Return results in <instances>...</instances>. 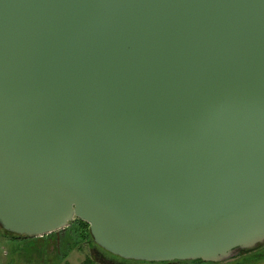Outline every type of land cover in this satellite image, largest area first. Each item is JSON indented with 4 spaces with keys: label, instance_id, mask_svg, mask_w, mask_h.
Wrapping results in <instances>:
<instances>
[{
    "label": "water",
    "instance_id": "obj_1",
    "mask_svg": "<svg viewBox=\"0 0 264 264\" xmlns=\"http://www.w3.org/2000/svg\"><path fill=\"white\" fill-rule=\"evenodd\" d=\"M76 218L125 260L264 246V0H0V225Z\"/></svg>",
    "mask_w": 264,
    "mask_h": 264
},
{
    "label": "rangeland",
    "instance_id": "obj_2",
    "mask_svg": "<svg viewBox=\"0 0 264 264\" xmlns=\"http://www.w3.org/2000/svg\"><path fill=\"white\" fill-rule=\"evenodd\" d=\"M79 218L67 228L44 237H23L6 231L0 225V264H197L196 260L145 262L125 260L97 245L89 228L78 224ZM90 231V232H89ZM211 264H264V246L225 262ZM202 264V263H201Z\"/></svg>",
    "mask_w": 264,
    "mask_h": 264
},
{
    "label": "trees",
    "instance_id": "obj_3",
    "mask_svg": "<svg viewBox=\"0 0 264 264\" xmlns=\"http://www.w3.org/2000/svg\"><path fill=\"white\" fill-rule=\"evenodd\" d=\"M78 224L80 225V226H82L83 228H88V230H89V228H90V224L89 223H87V222H85V221H83V220H81V219H79L78 220ZM90 232V231H89ZM26 238V237H25ZM260 249V248H259ZM118 257V256H117ZM184 262H188V261H184ZM191 262H195V263H197V264H211V263H209V262H205V261H203V260H196V261H191ZM84 264H93V261L91 260V259H88Z\"/></svg>",
    "mask_w": 264,
    "mask_h": 264
}]
</instances>
